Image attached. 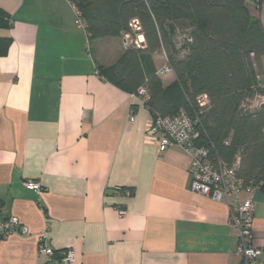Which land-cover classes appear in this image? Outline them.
<instances>
[{"label": "crops", "instance_id": "1", "mask_svg": "<svg viewBox=\"0 0 264 264\" xmlns=\"http://www.w3.org/2000/svg\"><path fill=\"white\" fill-rule=\"evenodd\" d=\"M248 6L264 26V2ZM0 9L12 24L0 29V218L30 230L0 237V264L45 263L46 230L58 254L74 251L72 264H241L228 204L195 193L188 154L161 152L145 104L132 109L130 95L99 75L125 36L91 41L68 0H0ZM255 201L264 264V192Z\"/></svg>", "mask_w": 264, "mask_h": 264}, {"label": "trees", "instance_id": "2", "mask_svg": "<svg viewBox=\"0 0 264 264\" xmlns=\"http://www.w3.org/2000/svg\"><path fill=\"white\" fill-rule=\"evenodd\" d=\"M71 1L91 41L144 37L143 48L126 47L113 64L98 65L101 77L129 95L145 87L153 118L185 111L199 133L197 145L213 161L229 167L239 162L243 187L264 192V105L245 107L264 97V26L248 6L260 8L264 0ZM135 19L139 33L130 27ZM11 26L0 9V29ZM160 54L175 76L167 86L154 59ZM202 95L208 97L204 107Z\"/></svg>", "mask_w": 264, "mask_h": 264}, {"label": "built area", "instance_id": "3", "mask_svg": "<svg viewBox=\"0 0 264 264\" xmlns=\"http://www.w3.org/2000/svg\"><path fill=\"white\" fill-rule=\"evenodd\" d=\"M76 15V24L85 29L82 15L78 7L68 0ZM130 27L134 33L141 31V26L138 20H133ZM138 40L136 46L143 48V43L140 40L141 35H137ZM130 35H125L124 46H130ZM160 76L173 75V69L166 61L159 68ZM130 99L133 102L140 101L145 104L148 100V92L145 87L138 89L136 93L130 94ZM201 107L208 103V97L202 95L198 99ZM264 105V97H257L252 102H246L245 107L249 109H257ZM134 110L131 112L130 119H134ZM148 134L157 140L159 150L161 152L171 145H178L184 150L191 159L190 175L192 178V190L195 193L209 196L216 201H223L230 207V220L236 231L238 239V255L241 257V264H257L262 255V251L254 246V212H255V195L259 190L258 187L244 188L242 181L237 176L239 162L234 166L229 167L221 161H213L210 158L209 151L197 145L199 133L196 131L195 123L181 110L174 117H152L151 125L148 129ZM25 188L28 191L41 195L43 187L40 183L29 181L25 183ZM114 190L117 193H122L123 188L116 187ZM245 193L247 197L241 199V193ZM125 197L131 196L130 190L123 192ZM234 202V206L231 203ZM120 217L127 214L124 207L117 209ZM13 235L29 236V228L23 224L16 216L0 218V237L8 238ZM38 255L45 257L47 261L43 264H72L75 260V253L69 249L61 253H57L50 245L49 231L46 230L39 236Z\"/></svg>", "mask_w": 264, "mask_h": 264}, {"label": "rangeland", "instance_id": "4", "mask_svg": "<svg viewBox=\"0 0 264 264\" xmlns=\"http://www.w3.org/2000/svg\"><path fill=\"white\" fill-rule=\"evenodd\" d=\"M138 40V36L137 35H130V46L129 47H134L136 46V41ZM141 40V39H140ZM156 58V62H157V67L160 68L161 66H163V64H165V55L164 54H160V55H155L154 56ZM163 77V76H162Z\"/></svg>", "mask_w": 264, "mask_h": 264}, {"label": "bare ground", "instance_id": "5", "mask_svg": "<svg viewBox=\"0 0 264 264\" xmlns=\"http://www.w3.org/2000/svg\"><path fill=\"white\" fill-rule=\"evenodd\" d=\"M140 39H141L142 42L144 41V37L143 36H141Z\"/></svg>", "mask_w": 264, "mask_h": 264}]
</instances>
